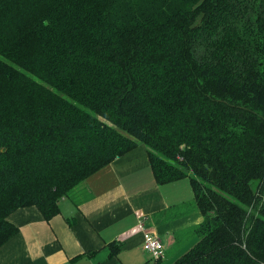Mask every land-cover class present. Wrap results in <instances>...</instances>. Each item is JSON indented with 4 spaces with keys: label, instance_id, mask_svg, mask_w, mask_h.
Listing matches in <instances>:
<instances>
[{
    "label": "trees",
    "instance_id": "obj_1",
    "mask_svg": "<svg viewBox=\"0 0 264 264\" xmlns=\"http://www.w3.org/2000/svg\"><path fill=\"white\" fill-rule=\"evenodd\" d=\"M140 142L204 216L165 263L264 264V0H0V248Z\"/></svg>",
    "mask_w": 264,
    "mask_h": 264
},
{
    "label": "crops",
    "instance_id": "obj_2",
    "mask_svg": "<svg viewBox=\"0 0 264 264\" xmlns=\"http://www.w3.org/2000/svg\"><path fill=\"white\" fill-rule=\"evenodd\" d=\"M203 219L189 178L158 184L140 142L74 188L50 221L37 207L10 214L20 231L0 248V264H142L152 259L147 236L161 240L170 263Z\"/></svg>",
    "mask_w": 264,
    "mask_h": 264
},
{
    "label": "built area",
    "instance_id": "obj_3",
    "mask_svg": "<svg viewBox=\"0 0 264 264\" xmlns=\"http://www.w3.org/2000/svg\"><path fill=\"white\" fill-rule=\"evenodd\" d=\"M144 241L143 248L152 256L153 260L163 261L166 258L165 246L159 238L156 236H147Z\"/></svg>",
    "mask_w": 264,
    "mask_h": 264
},
{
    "label": "rangeland",
    "instance_id": "obj_4",
    "mask_svg": "<svg viewBox=\"0 0 264 264\" xmlns=\"http://www.w3.org/2000/svg\"><path fill=\"white\" fill-rule=\"evenodd\" d=\"M193 230H194V229H193ZM193 230H191V233H188V232H187V237H186L188 240L192 241V244L194 243L193 241H194V236H195V233H194ZM146 252H147V251H146ZM147 253H148V252H147ZM148 254H149V253H148ZM171 254L174 255L175 253H174V252H170V255H171ZM181 254H183V253H181ZM165 255H166V254H165ZM172 255H171V256H172ZM171 256H170V257H171ZM165 257L168 258V255H166ZM173 258H174V257H173ZM172 260H173V259H172ZM172 260H171L170 262H172ZM165 262H167V261H165V259H164V260L162 261V264H167V263H165Z\"/></svg>",
    "mask_w": 264,
    "mask_h": 264
}]
</instances>
